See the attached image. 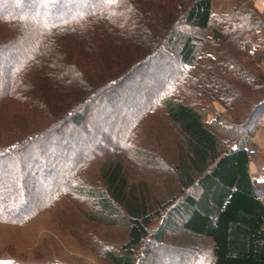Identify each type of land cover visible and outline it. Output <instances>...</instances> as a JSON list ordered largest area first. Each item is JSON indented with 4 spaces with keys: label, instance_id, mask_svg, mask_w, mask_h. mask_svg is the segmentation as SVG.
<instances>
[{
    "label": "trees",
    "instance_id": "obj_1",
    "mask_svg": "<svg viewBox=\"0 0 264 264\" xmlns=\"http://www.w3.org/2000/svg\"><path fill=\"white\" fill-rule=\"evenodd\" d=\"M249 1L245 11L219 13L213 0H0V112L6 115L16 106L14 119L0 113L5 118L0 129L14 134L0 142V224L32 220L50 208L55 195L69 191L92 198L99 220L127 225L123 254L108 253L112 264H139L135 254L144 240L164 246L167 236L182 252L195 248V264H264V200L258 195L264 182L251 177L247 152L264 116V69L259 65L254 76L258 37L251 34L264 29V0ZM208 41L222 53L212 49L216 55L200 59ZM232 68L238 70L233 78ZM210 82L251 105L240 125L245 134L230 146L184 99L190 88L198 92L204 83L209 94ZM95 106L96 111L110 109L107 124L115 143L95 139L99 150L73 156L64 175L42 162L44 145L63 144L62 129L80 128ZM157 110L179 132L164 202L153 199L145 178L130 181L132 171L121 158L124 148L127 158L148 170L151 162L161 161L141 139ZM34 144L38 147L31 150ZM100 158L105 189L81 186V169ZM39 163L43 173L57 177L46 183L49 194L38 183ZM26 165L33 170L26 172ZM6 167H21V172L10 178ZM196 187L198 198L190 194Z\"/></svg>",
    "mask_w": 264,
    "mask_h": 264
},
{
    "label": "rangeland",
    "instance_id": "obj_2",
    "mask_svg": "<svg viewBox=\"0 0 264 264\" xmlns=\"http://www.w3.org/2000/svg\"><path fill=\"white\" fill-rule=\"evenodd\" d=\"M247 2L250 1L213 0V9L215 12L222 13L242 7L241 10L245 11ZM76 5L78 6V4ZM255 32L258 37V42L254 58L256 62H258V65L252 67V70L254 71V76L257 77L256 70H259V65L262 64V68L264 69V61H261L264 57V29L259 28L257 31L254 29L251 31V34L254 36ZM207 43L209 44H205L203 51L199 52L200 59H203L206 53L215 54V52L217 53L219 50L222 53L221 48L217 47L216 49V46L212 48L211 42L208 41ZM212 49H216V51L213 53ZM168 54L170 57H176V55ZM165 58L168 60L166 56ZM224 59L225 58L222 57L220 61L222 69L224 66L227 67L226 64H223ZM155 62L160 63L159 60ZM2 65L3 64L0 63L1 67ZM24 67L27 68L28 66L24 65ZM236 70V68L231 69L232 72L230 76L232 78L236 76L238 71ZM257 82L260 83V81ZM210 84L211 92L209 94L206 91V83H204L199 87L198 92L195 91L196 89L193 87L192 89L190 88V94L186 95L187 97L184 96V99L202 114L204 123L218 134L224 144L230 146L236 136L245 134L243 133L245 131H242L244 129H242L240 125L245 122L244 119L247 118L249 114L248 110L251 105L246 98L242 96L236 97V93H230L229 89H227V91L219 90L220 85H218V87L215 83L210 82ZM192 90L198 93V95H193ZM251 94H253V92ZM137 100L139 104L143 103L141 98ZM10 108L11 110H7L8 112L6 115L4 111L0 113H3L6 117L10 115V118L14 119V108H16V106L13 104ZM17 111H21L19 116L24 115V112H22L24 109H19ZM109 111L110 109H105V111L97 109L96 111V106L92 107L88 115L89 117L86 120L87 122L80 128H77L80 132L75 127H72L71 124L66 125L62 129L67 135V137L62 140L63 144L62 142L57 144L56 141L45 144V153L44 156L42 155V160L44 161L42 162H48L52 169L54 168L59 171V174L61 173L64 175L67 174L68 168H70L69 166H72L71 162L74 161L73 156L83 151L87 152V149H89L91 153L95 150H99L96 144H94L95 142H92L95 139L97 142L103 144L105 138H110V140L115 143L116 139L111 134L112 126L107 124L108 119L111 118ZM154 116L153 121H151V123H154L151 124L150 129H143L141 139L144 149L149 150L153 148V153H155L161 161H159V163L156 161L151 162L152 165L150 164L151 166H149L148 170V166L145 164L136 165L134 163L137 162V160L134 158H127V151H125L124 148L121 158L122 160L124 159L127 167L132 171V175L129 177L130 181L134 183L141 178H145L146 183L153 191V199L162 201V198L166 191L169 190L170 186V180L166 175H171L173 173V168H175V157L172 151H175L174 141L179 138V132L176 125L173 124L162 111H154ZM3 120H5V118L1 117L0 121ZM262 123H264V119H262L261 125ZM0 130L2 133L0 134V138L2 139L0 142L4 143L5 138L14 136L12 131L8 130V128ZM260 130L261 128L252 132V141L247 146L252 158L263 155V144L261 145V143L258 142L260 138L257 139ZM81 131L85 132L82 133ZM148 131L149 133L150 131L152 132L151 136H147ZM159 131L161 134H159ZM79 133L81 134L79 135ZM246 134H248L247 131ZM59 145H65L66 147L61 149ZM36 147L38 146L34 144L31 150L36 149ZM170 147L171 152L166 151L167 149L169 150ZM102 149L104 150V145H102L101 150ZM103 163H105L104 159L100 158L86 164L83 167L84 169L82 168L83 170L81 169L80 171L79 184L85 188H93V185H95L94 187H98L101 190L105 189L104 183L98 173L100 165L102 166ZM37 166V173L39 174L38 183L39 185H43L45 191L49 194L50 186H47V184H50L51 180H56L57 177L51 175L48 170L49 173L46 170L43 173L42 170H44V166L40 165V163ZM20 168H15L13 171L6 167L3 171L4 173H9V171H11L9 174L11 175L10 178H12L13 176L15 177L17 173L19 174L21 172ZM31 170H33V168L26 165L25 171L28 172ZM66 176L67 175H65V178ZM25 180L26 184L31 185V179ZM38 183L36 186H38ZM174 183L178 185L177 181ZM258 188V195L263 198L264 189L263 187ZM190 194L198 198L200 195V188H194L193 191H190ZM167 198L168 197H166L165 200ZM155 205H157V203H155ZM93 215H100V210L95 205L92 198L86 195H77L75 192L70 193L69 191H64L61 195H55L50 208L37 213L32 220L20 225L0 224V262L9 263V261H12L16 264H112V261L108 258V253L114 252L116 254H123V245L129 237V229L124 221L117 224H107ZM157 225L158 221L152 225V228L156 229L155 227ZM166 242V245L161 246L159 243L152 241V239L151 241L145 239L143 242L144 244L140 246L135 254L136 263L195 264V262H197L196 257L198 254L195 248H188L189 251L187 248H184L182 252L177 246L172 244L171 236H167ZM194 243L191 246H193ZM205 243L206 241L203 243V246H207L209 241Z\"/></svg>",
    "mask_w": 264,
    "mask_h": 264
},
{
    "label": "crops",
    "instance_id": "obj_3",
    "mask_svg": "<svg viewBox=\"0 0 264 264\" xmlns=\"http://www.w3.org/2000/svg\"><path fill=\"white\" fill-rule=\"evenodd\" d=\"M263 119H264V116H263ZM259 138L260 140H258V142L261 143V145L263 144L262 145L263 155H259L257 157L252 158L250 154V150L247 149V152L250 155L248 168H250V174L254 180L258 182H264V123H262V127H261V130L259 132V136L257 139ZM263 200H264V197H263Z\"/></svg>",
    "mask_w": 264,
    "mask_h": 264
}]
</instances>
